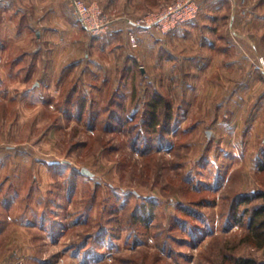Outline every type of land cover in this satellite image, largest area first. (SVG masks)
<instances>
[{
    "label": "rangeland",
    "instance_id": "1",
    "mask_svg": "<svg viewBox=\"0 0 264 264\" xmlns=\"http://www.w3.org/2000/svg\"><path fill=\"white\" fill-rule=\"evenodd\" d=\"M263 37L264 0H0V264H264L246 72L203 67L260 80Z\"/></svg>",
    "mask_w": 264,
    "mask_h": 264
},
{
    "label": "crops",
    "instance_id": "2",
    "mask_svg": "<svg viewBox=\"0 0 264 264\" xmlns=\"http://www.w3.org/2000/svg\"><path fill=\"white\" fill-rule=\"evenodd\" d=\"M256 39L257 41L261 40L260 38ZM262 39H264V37ZM218 65L222 66V70L225 71L228 70V68L229 70L232 68L236 71L238 70V72H246L244 74L246 78L238 82V103H241L242 98L245 99V102L250 98L251 111L248 115H245L246 109L238 110L237 120H240L242 123L245 119L250 121L247 126L251 129L253 142L262 146L264 144V76L259 73L261 79H257L255 73L249 72L251 66L249 67L248 63L243 61L236 50L231 51V48L218 49L214 54L209 51L204 53L203 67L205 70L210 72L214 71V69L217 70L215 67ZM246 88L250 89L248 94ZM262 147L263 149L261 150H264V146ZM252 162L256 163L255 167L262 168L264 166V156L261 157L257 154Z\"/></svg>",
    "mask_w": 264,
    "mask_h": 264
},
{
    "label": "built area",
    "instance_id": "3",
    "mask_svg": "<svg viewBox=\"0 0 264 264\" xmlns=\"http://www.w3.org/2000/svg\"><path fill=\"white\" fill-rule=\"evenodd\" d=\"M188 2H192V0H187ZM76 5V9L78 11V13L81 15V19H83V21L90 26V29L92 31H96V32H99L100 30H104V26L100 27V26H92L91 24H89V21H88V15H90V10L86 9L85 7L81 6V5H78L77 2L75 3ZM255 65V69L259 72H261L264 76V56H260L257 61H256V64Z\"/></svg>",
    "mask_w": 264,
    "mask_h": 264
},
{
    "label": "trees",
    "instance_id": "4",
    "mask_svg": "<svg viewBox=\"0 0 264 264\" xmlns=\"http://www.w3.org/2000/svg\"><path fill=\"white\" fill-rule=\"evenodd\" d=\"M155 112V111H154ZM153 112V115H152V117H153V120H154V122H156L158 119H157V114L156 113H154ZM169 132H170V129H169ZM168 132V133H169ZM163 135L161 134L159 137H161V138H159V144H162V145H165V144H169V142L170 141H168V137L166 136V138H163L162 137ZM162 139V140H161ZM262 169L264 170V166L262 167ZM264 211V208H261V209H259V210H257V211H255V213L256 214H260L261 212H263ZM254 223H255V218H252L251 219V225L253 226L254 225ZM264 245V244H263ZM242 264H254V261H248V260H246V261H242Z\"/></svg>",
    "mask_w": 264,
    "mask_h": 264
},
{
    "label": "water",
    "instance_id": "5",
    "mask_svg": "<svg viewBox=\"0 0 264 264\" xmlns=\"http://www.w3.org/2000/svg\"><path fill=\"white\" fill-rule=\"evenodd\" d=\"M83 173H85V174H90V172L87 171V170H83Z\"/></svg>",
    "mask_w": 264,
    "mask_h": 264
}]
</instances>
